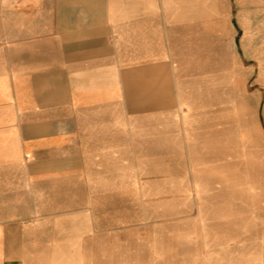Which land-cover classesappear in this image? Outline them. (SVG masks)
I'll return each instance as SVG.
<instances>
[{"label":"crops","instance_id":"1","mask_svg":"<svg viewBox=\"0 0 264 264\" xmlns=\"http://www.w3.org/2000/svg\"><path fill=\"white\" fill-rule=\"evenodd\" d=\"M190 38L195 0H0V264L115 231L116 191L170 157Z\"/></svg>","mask_w":264,"mask_h":264},{"label":"rangeland","instance_id":"2","mask_svg":"<svg viewBox=\"0 0 264 264\" xmlns=\"http://www.w3.org/2000/svg\"><path fill=\"white\" fill-rule=\"evenodd\" d=\"M192 46L170 157L116 191L115 231L93 220L44 264H264V0H195Z\"/></svg>","mask_w":264,"mask_h":264}]
</instances>
